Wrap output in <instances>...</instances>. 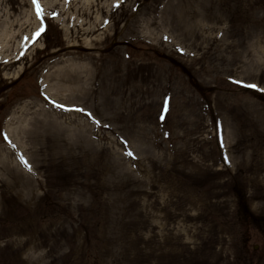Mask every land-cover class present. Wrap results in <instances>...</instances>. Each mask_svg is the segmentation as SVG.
Segmentation results:
<instances>
[{
  "label": "rangeland",
  "instance_id": "1",
  "mask_svg": "<svg viewBox=\"0 0 264 264\" xmlns=\"http://www.w3.org/2000/svg\"><path fill=\"white\" fill-rule=\"evenodd\" d=\"M38 3L0 0V264H264V0Z\"/></svg>",
  "mask_w": 264,
  "mask_h": 264
},
{
  "label": "snow or ice",
  "instance_id": "2",
  "mask_svg": "<svg viewBox=\"0 0 264 264\" xmlns=\"http://www.w3.org/2000/svg\"><path fill=\"white\" fill-rule=\"evenodd\" d=\"M32 3L35 5V8H36V15L41 19V21L43 20V9L41 8L40 4L38 3V0H32ZM56 13H53V16H55ZM45 31L44 27L41 26L35 33H33V35L38 38L43 32ZM25 39L27 40L28 38L25 37ZM237 83H242L240 81H237ZM246 87H249V88H257L258 85L256 84H246L244 85ZM80 111H83L82 109ZM98 123V121H97ZM128 155H132V153H128Z\"/></svg>",
  "mask_w": 264,
  "mask_h": 264
},
{
  "label": "trees",
  "instance_id": "3",
  "mask_svg": "<svg viewBox=\"0 0 264 264\" xmlns=\"http://www.w3.org/2000/svg\"><path fill=\"white\" fill-rule=\"evenodd\" d=\"M244 209H246V208H244Z\"/></svg>",
  "mask_w": 264,
  "mask_h": 264
}]
</instances>
